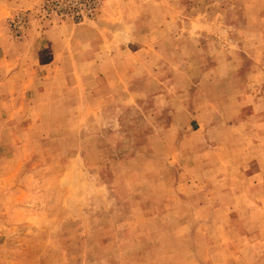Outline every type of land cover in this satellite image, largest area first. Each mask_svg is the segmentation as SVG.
I'll return each instance as SVG.
<instances>
[{
  "label": "rangeland",
  "instance_id": "374dc122",
  "mask_svg": "<svg viewBox=\"0 0 264 264\" xmlns=\"http://www.w3.org/2000/svg\"><path fill=\"white\" fill-rule=\"evenodd\" d=\"M0 264H264V0H0Z\"/></svg>",
  "mask_w": 264,
  "mask_h": 264
}]
</instances>
